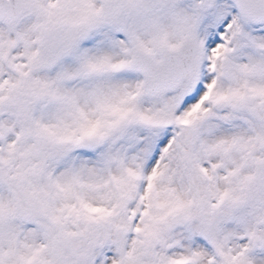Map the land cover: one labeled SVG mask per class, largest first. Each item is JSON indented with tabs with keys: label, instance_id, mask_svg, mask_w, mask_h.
I'll return each instance as SVG.
<instances>
[{
	"label": "snow or ice",
	"instance_id": "1",
	"mask_svg": "<svg viewBox=\"0 0 264 264\" xmlns=\"http://www.w3.org/2000/svg\"><path fill=\"white\" fill-rule=\"evenodd\" d=\"M0 264H264V0H0Z\"/></svg>",
	"mask_w": 264,
	"mask_h": 264
}]
</instances>
